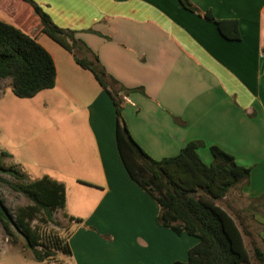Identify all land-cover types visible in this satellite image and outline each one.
<instances>
[{
	"label": "crops",
	"instance_id": "obj_1",
	"mask_svg": "<svg viewBox=\"0 0 264 264\" xmlns=\"http://www.w3.org/2000/svg\"><path fill=\"white\" fill-rule=\"evenodd\" d=\"M33 1L56 26L77 31L76 37L109 75L126 88L145 90L124 98L122 116L133 139L153 159L173 157L188 142L200 140L250 167L249 183L231 190L223 201L238 192L249 204L229 206L231 212L258 219L260 205L252 202L264 196V0H190L202 12L211 10L216 19L237 20L240 40H227L214 23L184 9L178 0ZM31 13L20 0H0L1 21L22 27V16ZM43 37L38 42L54 60L56 86L34 99L45 108L57 99L59 107L71 100L72 121L64 123L71 125L61 138L71 149L75 143L70 137L87 131L92 159L84 166L94 163L96 169L90 177L77 170L74 180L101 193L85 217L74 215L66 199L65 213L82 223L68 237L71 256L65 264L186 262L198 240L158 225V204L130 178L121 161L110 96L70 60V53ZM80 120L82 124L73 125ZM205 148L199 155L211 164L213 157Z\"/></svg>",
	"mask_w": 264,
	"mask_h": 264
},
{
	"label": "trees",
	"instance_id": "obj_2",
	"mask_svg": "<svg viewBox=\"0 0 264 264\" xmlns=\"http://www.w3.org/2000/svg\"><path fill=\"white\" fill-rule=\"evenodd\" d=\"M20 1L32 12L21 22L22 27L0 20V90L5 79L10 80L13 94L20 99L34 98L41 91L55 88L54 60L38 42L40 37L48 36L69 52L77 65L90 71L110 96L116 114L115 136L121 161L130 178L158 204V225L178 236L186 234L198 240L189 250L187 261L174 264H251L245 236L252 242L254 257L264 264V253L253 241L240 214L234 212L233 217L218 205L231 190L249 183L252 169L238 164L233 155L218 146L209 147L213 162L204 163L198 151L206 144L200 140L188 142L173 157L153 159L133 139L122 116L124 98L135 92L145 94V90L123 86L107 73L98 56L76 37L77 31L56 26L33 0ZM178 1L184 9L214 23L227 40H240L237 20H219L211 10L202 12L190 0ZM174 120L181 126L186 125L179 118L174 117ZM9 158L12 155L0 147V174L15 179L11 188L31 204L18 208L13 214L0 199V223L5 235L9 239L15 233L23 236L26 247L41 263L53 261L58 253L71 256L68 239L65 242L55 237L43 239L31 226L39 215L51 219L58 210L63 211L70 223H82L81 219L65 213V185L48 176L28 181L16 167L4 165V160ZM263 200L261 196L252 204L261 205Z\"/></svg>",
	"mask_w": 264,
	"mask_h": 264
},
{
	"label": "rangeland",
	"instance_id": "obj_3",
	"mask_svg": "<svg viewBox=\"0 0 264 264\" xmlns=\"http://www.w3.org/2000/svg\"><path fill=\"white\" fill-rule=\"evenodd\" d=\"M25 18L26 15L22 16V19ZM43 38L45 41L53 42L64 52L66 51L48 36ZM67 56L71 61H74L71 54H67ZM80 70L85 69L81 68ZM85 71L93 76L90 71ZM10 84L9 79L2 80L0 90V147L12 155V158L4 160V165L16 167L26 176L28 181L41 179L44 176L57 181H65L69 210L74 215L85 217L91 212L92 206L99 199L101 193L96 186L90 183L75 182L76 180H74L78 171L83 173V177H86L85 173L90 177L96 169H94V163L90 164L89 167L84 166L86 163L84 161L92 159L89 149L91 138L87 131H80L75 133V136L70 137L72 143H75L71 149L67 148L69 145L61 138L64 128L69 130L66 126L71 125L64 124L72 121L70 119L71 100H67L69 105L65 102L59 107L60 102L57 99L45 108L41 103H38V99L17 98L13 94ZM82 122L80 120L73 125L77 126ZM74 130L77 129L74 128ZM205 149L209 150L208 147ZM80 154L82 156H79ZM15 182L16 180L12 177L0 174V199L4 201L5 206L13 214L18 208L31 204L24 195L11 188L10 184ZM219 204L234 217L229 206L239 209L245 208L248 206L249 200L239 195L238 192H232L226 201ZM257 213L259 214L258 219L247 212L239 214L241 217L243 216L242 221L250 232L253 241L264 253V204L260 205ZM78 225L70 223L64 217L63 211L58 210L53 213L51 219L39 215L38 220L34 221L31 226L43 239L55 237L65 242ZM245 243L250 254L251 264H261L254 257L252 242L246 236ZM68 259V256L63 253H58L53 261L42 263L36 261L32 252L26 247L24 237L15 233L14 237L7 238L0 223L1 264H65Z\"/></svg>",
	"mask_w": 264,
	"mask_h": 264
}]
</instances>
